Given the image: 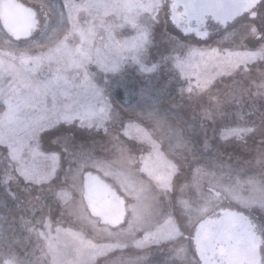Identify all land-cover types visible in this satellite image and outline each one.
Here are the masks:
<instances>
[{
	"label": "rangeland",
	"instance_id": "obj_1",
	"mask_svg": "<svg viewBox=\"0 0 264 264\" xmlns=\"http://www.w3.org/2000/svg\"><path fill=\"white\" fill-rule=\"evenodd\" d=\"M18 1L37 26L16 42L0 27V264H199L195 225L227 210L256 221L264 264V0L205 40L168 0ZM122 73L190 136L117 107ZM96 184L118 227L91 215Z\"/></svg>",
	"mask_w": 264,
	"mask_h": 264
},
{
	"label": "water",
	"instance_id": "obj_2",
	"mask_svg": "<svg viewBox=\"0 0 264 264\" xmlns=\"http://www.w3.org/2000/svg\"><path fill=\"white\" fill-rule=\"evenodd\" d=\"M262 0H168L169 2V21L175 27H180L182 35H193L198 40H205L207 37L206 24L207 21L225 28L226 25L232 23L237 18L250 14L261 3ZM192 25V26H191ZM37 21L35 13L32 9L22 5L16 0H0V27L2 31L12 41H25L35 31ZM215 197L213 191H210ZM108 190L101 184H96L87 190V204L92 216L97 217L104 225L112 228L118 227L123 223L125 212L123 209L118 210L115 203L109 199ZM119 218L115 222L116 218ZM242 218L246 221L247 218L231 212H217L211 224L219 226L218 233L214 234L215 238H225L228 241L239 239V234L236 230L245 227H239L234 221ZM230 219H232L230 221ZM221 222L217 224L219 221ZM209 221H201L195 227V232L206 226ZM246 223L244 224L245 226ZM250 232L254 239L253 254L257 257V263L260 264L259 248L260 242L257 235V230L254 226H250ZM239 243V241H238ZM233 245V244H231ZM230 245V246H231ZM228 247V250L233 253V248ZM226 251V248H223ZM201 250L199 246H195V255Z\"/></svg>",
	"mask_w": 264,
	"mask_h": 264
},
{
	"label": "flooded vegetation",
	"instance_id": "obj_3",
	"mask_svg": "<svg viewBox=\"0 0 264 264\" xmlns=\"http://www.w3.org/2000/svg\"><path fill=\"white\" fill-rule=\"evenodd\" d=\"M207 23L210 22L207 21ZM180 27L181 26H179V28ZM108 197L115 203V206L118 210L123 209L122 203L117 199L116 196L108 194ZM243 217L247 218L245 216ZM118 220L119 218L117 217L115 222ZM231 220L232 219H230V221ZM212 221L213 219L209 220V223L206 226L200 228L197 232H195V227L198 224L197 223L194 227V231L190 239L194 250L195 246H199V248L201 249L198 250V254L195 255L199 264H258L257 257L253 254L254 239L250 232V226H254L256 228L257 235L261 242L263 241V239L261 234L258 233V225L255 220H250V222L248 221L249 224H247L246 221H244L242 218L232 220L237 225H239L240 228L244 226L246 229L243 230L241 228L239 230H236L239 234V243L236 239L228 241L225 238H215L214 234H217L218 229L220 228L219 226L211 224ZM220 222L221 220L217 224H219ZM245 223L247 226L244 225ZM229 246L233 248V253L228 250ZM224 247L226 248V251H224ZM260 264H262L261 259Z\"/></svg>",
	"mask_w": 264,
	"mask_h": 264
},
{
	"label": "trees",
	"instance_id": "obj_4",
	"mask_svg": "<svg viewBox=\"0 0 264 264\" xmlns=\"http://www.w3.org/2000/svg\"><path fill=\"white\" fill-rule=\"evenodd\" d=\"M18 2L32 9L36 15L35 9L31 8L24 2H21V1H18ZM56 2H57V5H55L56 8L61 7V1L57 0ZM49 13H52V12L50 11ZM56 15H58V13ZM109 91H110V96L112 98L113 103L121 109L128 110V109L136 108L138 110L141 109L143 111L145 108L147 109V112L151 111L150 113L152 115L150 116V113H148V117L144 116V119L149 118L150 121L148 122H152L151 125L153 126V128L161 129V133L164 135V138L169 139L170 142L181 140L183 135L187 137L190 136L189 131L187 129L188 128L187 124L181 121L177 122V120L179 119L174 118L173 116L169 117L167 116L166 113L162 114L161 113L162 111L160 113L159 111H157L156 98H159V97L157 96L155 89H153V87H151V89H147L143 87V85H141L138 82L137 78L133 74L122 73L116 76L110 83ZM156 113H159V114L157 115ZM159 115L163 119V121H158V118L156 116H159ZM168 129H171V130L167 131ZM166 131L171 132L170 135H167L165 133Z\"/></svg>",
	"mask_w": 264,
	"mask_h": 264
}]
</instances>
